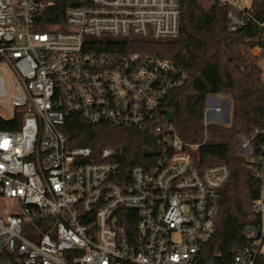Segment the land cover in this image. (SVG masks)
<instances>
[{
	"label": "built area",
	"instance_id": "built-area-1",
	"mask_svg": "<svg viewBox=\"0 0 264 264\" xmlns=\"http://www.w3.org/2000/svg\"><path fill=\"white\" fill-rule=\"evenodd\" d=\"M211 2L210 10L225 8L229 33L256 21L253 0ZM46 6L52 3L0 0V70L11 84L0 76L7 111L0 118H22L19 130L0 131V199L20 204L0 216V264H228L212 243L230 169L198 167L199 146L157 123L186 74L155 55L107 50L176 38L181 0H90L67 9L65 25L42 32ZM256 51L263 53H246ZM71 116L151 128L162 151L152 165L123 172L111 149L95 158L90 148L68 146L63 127ZM205 116L206 125L224 121L209 100ZM250 141L240 138L238 152L260 183L257 220L243 228L246 245L229 264H261L264 256V145L256 159Z\"/></svg>",
	"mask_w": 264,
	"mask_h": 264
},
{
	"label": "trees",
	"instance_id": "trees-1",
	"mask_svg": "<svg viewBox=\"0 0 264 264\" xmlns=\"http://www.w3.org/2000/svg\"><path fill=\"white\" fill-rule=\"evenodd\" d=\"M52 3L40 15V31L65 25L66 11L86 6L90 0H36ZM201 0H181L180 32L165 40L134 39L116 42L107 50L155 55L175 63L186 74L185 83L174 90L159 108L158 124H172L187 144L198 145L193 157L198 167L223 164L230 179L220 193V215L212 245H218L222 260L230 263L235 251L246 245L242 230L257 218L252 205L260 183L249 160L237 154L241 137L251 140L259 159L264 145V79L260 59L264 58V0H253L255 22L236 33L228 32L225 8L210 10ZM263 49L259 57L247 49ZM225 95L232 100L229 126L205 124L207 100ZM22 125L18 114L13 120L0 118V131H16ZM63 131L70 148H90L97 158L105 149L114 151L111 161L123 172L133 166L148 167L159 157L162 145L151 128L122 127L107 122L89 123L79 116L67 119ZM264 264V256L261 258Z\"/></svg>",
	"mask_w": 264,
	"mask_h": 264
},
{
	"label": "rangeland",
	"instance_id": "rangeland-1",
	"mask_svg": "<svg viewBox=\"0 0 264 264\" xmlns=\"http://www.w3.org/2000/svg\"><path fill=\"white\" fill-rule=\"evenodd\" d=\"M212 2L211 0H201V5H203L202 7H205V8H209L210 6H212ZM256 54L258 53L257 51L255 52ZM259 55V54H257ZM261 56V54L259 55ZM259 56H255V57H259ZM260 66L261 68H264V58L260 59ZM0 76H2L5 80V83H6V86L7 88L10 90L11 89V84H10V81H9V78H8V75L3 71V70H0ZM221 96H224L225 98H229L228 96H225V95H221ZM216 98L212 97L209 99V104L210 106H213L216 102ZM223 116L222 118L224 119L227 112H228V104L227 103H224L223 104ZM0 114H4V115H7V111L6 109H4L3 107L0 106ZM206 118V116H205ZM231 120H232V109L230 110V121H229V125L231 124ZM209 124H219V125H222V126H229L228 124H221V123H217V122H211ZM242 138V137H241ZM238 148H239V141H238V144H237V154L240 156L239 152H238ZM20 211V204L17 200H14V199H6V198H2L0 199V216H3V217H6L8 215H12L13 213H17Z\"/></svg>",
	"mask_w": 264,
	"mask_h": 264
},
{
	"label": "crops",
	"instance_id": "crops-1",
	"mask_svg": "<svg viewBox=\"0 0 264 264\" xmlns=\"http://www.w3.org/2000/svg\"><path fill=\"white\" fill-rule=\"evenodd\" d=\"M212 97H214V98H216V102H215V104L213 105V106H211V107H218V106H220V107H222V109H223V104L224 103H229L230 102V110L232 109V100L230 99V98H225L224 96H221V95H212V96H209V99L210 98H212ZM208 99V100H209ZM214 112H211V114H210V117L211 118H213L214 116V114H213ZM223 114H224V112H223ZM228 125H229V123H228Z\"/></svg>",
	"mask_w": 264,
	"mask_h": 264
},
{
	"label": "water",
	"instance_id": "water-1",
	"mask_svg": "<svg viewBox=\"0 0 264 264\" xmlns=\"http://www.w3.org/2000/svg\"><path fill=\"white\" fill-rule=\"evenodd\" d=\"M230 121V102L228 103V112L224 118L223 124H228Z\"/></svg>",
	"mask_w": 264,
	"mask_h": 264
}]
</instances>
